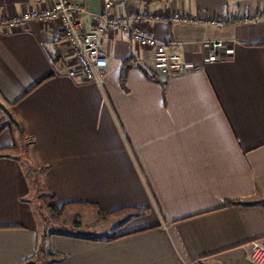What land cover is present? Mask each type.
Listing matches in <instances>:
<instances>
[{
  "label": "crops",
  "instance_id": "0c3cea01",
  "mask_svg": "<svg viewBox=\"0 0 264 264\" xmlns=\"http://www.w3.org/2000/svg\"><path fill=\"white\" fill-rule=\"evenodd\" d=\"M106 1L83 0L85 29L102 27L93 14ZM50 3L0 0V18ZM107 12L174 42L187 69L161 75L153 49L100 30L109 64L100 82L87 81L68 74L74 60L60 21L0 27V98L25 134L0 133V148L17 146L0 156V264H256L264 0H119ZM160 12L228 23L155 20ZM211 40L226 42L217 60L208 59ZM36 178L58 207H90L103 219L128 213L115 220L121 236L42 231Z\"/></svg>",
  "mask_w": 264,
  "mask_h": 264
},
{
  "label": "built area",
  "instance_id": "2783aa9c",
  "mask_svg": "<svg viewBox=\"0 0 264 264\" xmlns=\"http://www.w3.org/2000/svg\"><path fill=\"white\" fill-rule=\"evenodd\" d=\"M119 0H107L106 10L93 14L97 24L102 22V27L85 29L80 20L81 15L86 11L83 0H51L49 5L30 7L22 12L14 13L0 18L1 28L24 27L31 20L41 22L58 20L66 42L72 52V66L68 69L71 76L81 75L87 81L100 82L108 67V57L102 49L99 39L100 30L125 31L130 33L134 42L153 49L152 64L159 74L171 75L187 69L182 55L177 51L173 42H162L158 39L152 29L133 25L131 17L109 14L108 9L112 8ZM154 19L171 23L188 24H209L223 26L228 23L224 18H209L193 16L190 14H170L160 12L154 14ZM224 40L209 41L210 54L208 59L217 60L221 56L220 49L224 48ZM249 257L256 264L264 263V239L258 238L250 243Z\"/></svg>",
  "mask_w": 264,
  "mask_h": 264
},
{
  "label": "rangeland",
  "instance_id": "374dc122",
  "mask_svg": "<svg viewBox=\"0 0 264 264\" xmlns=\"http://www.w3.org/2000/svg\"><path fill=\"white\" fill-rule=\"evenodd\" d=\"M2 118H6L0 113ZM30 138L25 139V145H29ZM29 148V146H28ZM29 155V152L27 153ZM25 153L24 155L27 156ZM50 195L39 185L38 190L34 191V201L36 202L38 213L42 211L40 217L41 229L44 232L63 231L79 234H90L96 237H107L111 234H117L120 226L115 220L126 216L128 213H122L116 217L103 219L99 214L90 207H67L61 213L54 212L49 204L52 199ZM114 220V221H113ZM80 221L81 226H77L76 222ZM44 262V260H42ZM33 263V262H32ZM43 264H51L44 262Z\"/></svg>",
  "mask_w": 264,
  "mask_h": 264
},
{
  "label": "trees",
  "instance_id": "16d2710c",
  "mask_svg": "<svg viewBox=\"0 0 264 264\" xmlns=\"http://www.w3.org/2000/svg\"><path fill=\"white\" fill-rule=\"evenodd\" d=\"M1 100H2V102H4L5 104H6V106L11 110V108L9 107V105H8V103L4 100V99H2V98H0ZM12 111V110H11ZM0 113H2V114H4L5 115V117L7 118V122H5V123H0V133L3 131V130H5L7 127H9V128H11V127H17L18 129H20V131L22 132V135H25L24 134V130H23V128L20 126V125H16L14 122H12L10 119H9V117L3 112V110L0 108ZM13 113V112H12ZM14 115V114H13ZM15 117V116H14ZM17 146L16 145H14V146H12V147H6V148H0V156H3V155H8L10 152H13L15 149H17L16 148ZM29 152V150H28V144L27 145H24V147H23V153L25 154H27ZM27 156H28V154H27ZM39 180L36 178V182H35V191L36 190H38V188H39ZM50 198H53V195H50ZM49 207L54 211V212H58V213H61L63 210H64V208H65V206H63V207H58V206H56V205H54V204H52V203H50L49 204ZM42 214V213H41ZM121 235L120 234H111V235H109V236H107L106 238H110V239H112V238H117V237H120ZM45 235H43L42 236V242L40 243V245H39V250H43L44 249V240H45ZM24 264H37V263H32V262H27V263H24Z\"/></svg>",
  "mask_w": 264,
  "mask_h": 264
},
{
  "label": "water",
  "instance_id": "95a60500",
  "mask_svg": "<svg viewBox=\"0 0 264 264\" xmlns=\"http://www.w3.org/2000/svg\"><path fill=\"white\" fill-rule=\"evenodd\" d=\"M0 108L3 110V112L9 117V119L14 122L17 126L19 125L17 119L14 117L12 111L6 106L4 102L0 99Z\"/></svg>",
  "mask_w": 264,
  "mask_h": 264
}]
</instances>
